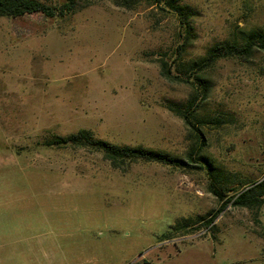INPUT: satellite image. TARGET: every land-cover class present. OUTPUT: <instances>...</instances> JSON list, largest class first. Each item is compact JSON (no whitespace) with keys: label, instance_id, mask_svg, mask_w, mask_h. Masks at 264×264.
Returning <instances> with one entry per match:
<instances>
[{"label":"rangeland","instance_id":"374dc122","mask_svg":"<svg viewBox=\"0 0 264 264\" xmlns=\"http://www.w3.org/2000/svg\"><path fill=\"white\" fill-rule=\"evenodd\" d=\"M36 1L49 10L0 17V264H264V205L203 225L209 183L227 198L264 179V46L190 69L217 43L264 41V0H173L188 33L165 5ZM80 129L184 166L46 144Z\"/></svg>","mask_w":264,"mask_h":264},{"label":"trees","instance_id":"16d2710c","mask_svg":"<svg viewBox=\"0 0 264 264\" xmlns=\"http://www.w3.org/2000/svg\"><path fill=\"white\" fill-rule=\"evenodd\" d=\"M147 2L149 4L155 5H165L171 9V11L177 16L178 21L185 31L188 33L190 24L189 19L192 13L188 10L185 5L177 4L173 0H111L113 4L120 7L132 8L140 2ZM74 0H65L62 5V9L65 11H71L73 9ZM42 10H49L48 7L36 0H0V17H18L26 13H32ZM263 33L260 31H250L246 34L242 46L238 47L237 42L233 41L231 44L226 42H221L215 44L211 47L206 55L198 60H195L191 65L190 69L195 71H201L207 66H209L213 61L218 59L220 56H241V54H247L250 52L254 45L263 47ZM166 64L161 65V74L167 78L170 77V72L165 69ZM178 66V65H177ZM193 78L200 81V77L193 73ZM204 87H202L203 93ZM192 102L189 103L191 106ZM171 111L176 115L182 117L187 124H190V119L185 113V110L180 109L177 106L167 105ZM206 122V121H205ZM62 143H72L88 145L93 149L102 152L105 159L109 160L113 167H121L122 163L125 161L136 162H157L161 164L171 165V166H184L181 159L174 158L166 153L147 149L143 147H129V146H116L112 145L106 141L100 139H95L91 131L86 129H80L76 133H72L67 137L57 136L53 140L46 142L47 145L62 144ZM208 173L211 172L210 166L206 165ZM209 190L217 196L220 204L218 208L209 214V216L204 220V226H210L215 217L230 203L232 206H240L246 208H257L264 205V179L255 180L249 182L247 187L237 190L234 194L224 198V195L220 191V187L214 185V182L209 183ZM197 219H203V217H198ZM184 228L188 226L190 222L189 219H181Z\"/></svg>","mask_w":264,"mask_h":264}]
</instances>
